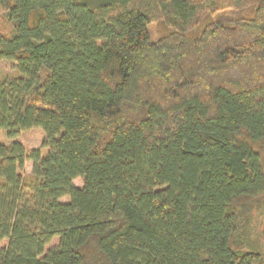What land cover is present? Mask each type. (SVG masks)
Returning <instances> with one entry per match:
<instances>
[{"label": "trees", "instance_id": "16d2710c", "mask_svg": "<svg viewBox=\"0 0 264 264\" xmlns=\"http://www.w3.org/2000/svg\"><path fill=\"white\" fill-rule=\"evenodd\" d=\"M0 9V264H264V0Z\"/></svg>", "mask_w": 264, "mask_h": 264}, {"label": "rangeland", "instance_id": "374dc122", "mask_svg": "<svg viewBox=\"0 0 264 264\" xmlns=\"http://www.w3.org/2000/svg\"><path fill=\"white\" fill-rule=\"evenodd\" d=\"M232 13L234 11H231ZM217 15H223L226 16L223 19L224 24L225 21L229 19L230 11L227 8H222L219 11L216 12L215 16ZM0 27L2 29H5L6 26L3 23L2 19V11L0 9ZM149 34L152 40H156L159 35V24L157 21H153L148 26ZM18 76V73L14 67V65L11 62L8 61H0V82H2L4 79L7 78H15ZM44 138V134L40 128H33L30 130L22 131L20 132L19 136L15 139L16 141H19L27 151H30L32 149H39L42 153L45 152L44 149H42V141ZM264 165V164H263ZM32 172V161L26 160L24 162L23 168L21 169L22 175H29ZM74 184L78 187L81 186V180L76 179L74 180ZM264 201L257 210H254L250 216L249 221V229H248V238L245 240V246L244 250H252L256 249L257 251L264 254ZM57 243V239H54L51 241V243L46 247L50 248L51 246L55 245Z\"/></svg>", "mask_w": 264, "mask_h": 264}]
</instances>
